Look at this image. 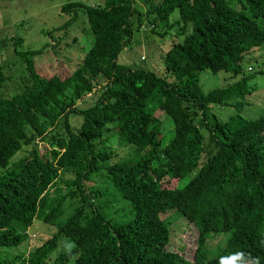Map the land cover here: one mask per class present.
Segmentation results:
<instances>
[{"label": "trees", "instance_id": "trees-1", "mask_svg": "<svg viewBox=\"0 0 264 264\" xmlns=\"http://www.w3.org/2000/svg\"><path fill=\"white\" fill-rule=\"evenodd\" d=\"M142 1L63 3L56 28L80 9L88 31L64 73L0 39L27 70L0 91V264H222L247 249L264 264V104L248 114L243 100L264 89V68L244 65L264 43V0ZM143 24L146 43L181 35L156 69L116 60ZM204 69L224 83L203 89ZM174 213L195 234L190 258L169 249Z\"/></svg>", "mask_w": 264, "mask_h": 264}, {"label": "rangeland", "instance_id": "rangeland-1", "mask_svg": "<svg viewBox=\"0 0 264 264\" xmlns=\"http://www.w3.org/2000/svg\"><path fill=\"white\" fill-rule=\"evenodd\" d=\"M67 1L71 0H0V39H7L9 36L19 37L21 43L18 49L25 51L27 57H32L36 70L43 74L51 70L59 73L71 70L87 48L86 40L88 39V34L85 35V33L88 31L85 14L80 9H78L76 17L66 23L64 27L56 28L69 19L71 15V12L59 11L60 6ZM81 1L91 4L102 0ZM136 1L137 5L141 6L142 10H145L147 2ZM175 14L176 12H173L170 17L174 18ZM148 27L149 24H143L138 30H134L129 45L122 48L117 54V61L130 64L131 66L156 69L159 66V54L169 45L171 39L173 37L177 40L181 39V35L176 34L173 27H171L164 29L166 33L163 35L154 33L152 38L148 39V43H146L145 32ZM165 27V25H162L157 29L159 31ZM49 36L53 40L59 41V44H52ZM7 42L10 43L9 41ZM36 49L38 51L34 52ZM255 58L257 59L256 61H254ZM248 59L249 63L247 61L244 62L245 69H248L249 66L264 68V43L258 49H254ZM21 61H23L22 57L14 54L10 44L6 46L2 42L0 43V62L3 64L2 72L4 78L0 85V91L3 94L10 95L18 92L23 86L25 80L21 76L27 74V70L25 62ZM211 73L206 69L199 72L203 89L224 83L226 79V77H214ZM85 95L89 97L88 92ZM243 100L246 103L245 113H253V109L264 104V89H255L245 96ZM160 116L163 122L162 132L164 133L170 128L171 122L169 118L163 117L162 114ZM35 143L38 146L41 144L38 137L35 138ZM116 151H119V148ZM21 153L23 152L18 154ZM65 176L67 177L68 174H65ZM101 182L102 179L96 174H92L91 178L83 180L87 191L94 190ZM173 183L174 180H171L170 184L172 185ZM176 213L173 214L174 219L176 217L182 218ZM170 217L172 218V216ZM179 218L170 223L175 222L172 227L175 244L173 246L170 245L169 249L173 248L190 258L195 234L193 229H190L189 233L188 231L181 232L179 229L187 221L180 219L179 222ZM33 224L37 230L39 229V233L44 230V224L39 219L35 220ZM37 235H34L32 240H30L34 241ZM216 237H213V241L216 240Z\"/></svg>", "mask_w": 264, "mask_h": 264}, {"label": "clouds", "instance_id": "clouds-1", "mask_svg": "<svg viewBox=\"0 0 264 264\" xmlns=\"http://www.w3.org/2000/svg\"><path fill=\"white\" fill-rule=\"evenodd\" d=\"M257 252H255V250L252 251L250 249H247L244 252L243 258L236 260L238 257L234 256L228 260L222 259V264H260V258Z\"/></svg>", "mask_w": 264, "mask_h": 264}]
</instances>
